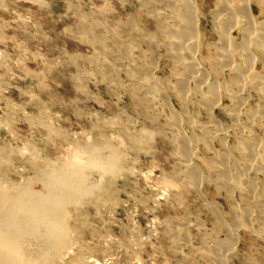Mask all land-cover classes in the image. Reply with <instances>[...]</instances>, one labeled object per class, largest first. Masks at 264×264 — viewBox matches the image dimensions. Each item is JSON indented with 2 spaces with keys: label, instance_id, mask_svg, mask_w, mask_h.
Wrapping results in <instances>:
<instances>
[{
  "label": "rangeland",
  "instance_id": "rangeland-1",
  "mask_svg": "<svg viewBox=\"0 0 264 264\" xmlns=\"http://www.w3.org/2000/svg\"><path fill=\"white\" fill-rule=\"evenodd\" d=\"M216 2H198L206 50L222 43ZM170 3L0 0V186L46 194L41 177L76 150L118 156L115 173L90 169L93 190L63 205L71 252L44 264H264V160L247 159L253 139L264 157V85L242 90L201 63L210 83L201 93L186 81L184 97L189 64L169 57L162 27L178 22Z\"/></svg>",
  "mask_w": 264,
  "mask_h": 264
},
{
  "label": "bare ground",
  "instance_id": "bare-ground-1",
  "mask_svg": "<svg viewBox=\"0 0 264 264\" xmlns=\"http://www.w3.org/2000/svg\"><path fill=\"white\" fill-rule=\"evenodd\" d=\"M216 1V6L220 10L215 16L214 25L219 28L222 42L221 46H216V50L210 47L209 50L205 49V41L208 38L206 39V36L201 33L203 13L200 12L198 6L199 0H177L174 4L179 2L180 6L172 12L175 15L174 19L173 15L168 16L177 20V24L165 22L166 24L162 26L165 29L164 40H166L169 57L177 61L178 65L186 62L189 64V71L183 73L184 81H181V85L178 83L184 97H186L187 88L185 89L183 85L186 81L194 80L201 93H203L202 87L210 83L204 71L196 70L201 63L211 65L215 62L220 63L219 66L217 65L219 74L227 78L233 73V80L242 90L247 87L250 80L259 81L264 85V80L254 74L260 62H264V20L259 21L255 18L253 11L256 12V9L253 0ZM261 1L264 3V0ZM169 2L173 1L169 0ZM174 4L172 3V7ZM223 18L226 20L223 21ZM246 22L249 24L248 27L244 26ZM261 27H263L262 30H259ZM237 32L242 38L240 42L235 38ZM206 46L212 47L208 44ZM257 52H260L261 58H258ZM239 55L240 59L245 62L244 65L238 62ZM212 86L214 88L207 90L210 97L219 98V100L223 98L220 89L215 85ZM177 141L181 152L190 156L193 149L192 144H189L190 142L184 137H178ZM251 144L247 147L249 162L257 156L260 162L263 161V154L258 155L253 146L256 144L254 139ZM242 147L241 149H245ZM110 151V155L106 157L99 152L98 147L88 152L76 150L70 157L63 160L55 173H48L41 177L47 189L46 194L35 192L29 186L15 187L10 191L0 186V264H44L55 255L63 254L65 251L69 252L71 247L69 240L71 239L63 205L69 199L77 198L84 193L89 194L93 190L94 184L89 180L90 169L100 170L103 174H113L117 171L118 156L115 150ZM249 162L246 163L252 168ZM259 169L264 174V164ZM197 173L198 171L194 170L191 174L198 175ZM231 239L234 240L235 236ZM34 240L41 242L40 252H34L29 247ZM216 258L218 263L223 260L220 255Z\"/></svg>",
  "mask_w": 264,
  "mask_h": 264
}]
</instances>
